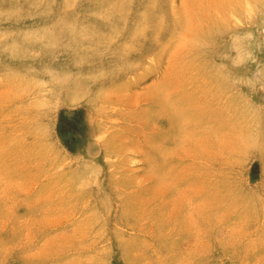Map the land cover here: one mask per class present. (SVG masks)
I'll list each match as a JSON object with an SVG mask.
<instances>
[{
  "label": "rangeland",
  "instance_id": "374dc122",
  "mask_svg": "<svg viewBox=\"0 0 264 264\" xmlns=\"http://www.w3.org/2000/svg\"><path fill=\"white\" fill-rule=\"evenodd\" d=\"M0 264H264V0H0Z\"/></svg>",
  "mask_w": 264,
  "mask_h": 264
},
{
  "label": "bare ground",
  "instance_id": "6f19581e",
  "mask_svg": "<svg viewBox=\"0 0 264 264\" xmlns=\"http://www.w3.org/2000/svg\"><path fill=\"white\" fill-rule=\"evenodd\" d=\"M158 25V24H157Z\"/></svg>",
  "mask_w": 264,
  "mask_h": 264
}]
</instances>
